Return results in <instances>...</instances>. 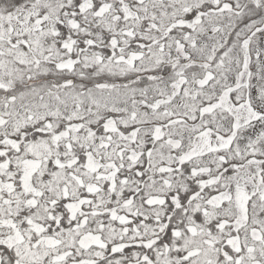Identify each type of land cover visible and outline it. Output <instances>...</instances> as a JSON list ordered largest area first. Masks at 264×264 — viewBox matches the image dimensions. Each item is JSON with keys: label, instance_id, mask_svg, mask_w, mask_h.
<instances>
[{"label": "trees", "instance_id": "16d2710c", "mask_svg": "<svg viewBox=\"0 0 264 264\" xmlns=\"http://www.w3.org/2000/svg\"><path fill=\"white\" fill-rule=\"evenodd\" d=\"M224 2L234 14L225 39H183ZM224 2L0 0V58L28 55L0 87V264H264V155L234 145L232 115H260L248 106L253 69L241 65L251 68L261 46L235 49L242 1ZM21 39L49 48L31 55ZM180 43L213 56L184 57ZM233 48L240 55L225 64ZM43 84L57 94L25 106Z\"/></svg>", "mask_w": 264, "mask_h": 264}, {"label": "rangeland", "instance_id": "374dc122", "mask_svg": "<svg viewBox=\"0 0 264 264\" xmlns=\"http://www.w3.org/2000/svg\"><path fill=\"white\" fill-rule=\"evenodd\" d=\"M191 1H193V0H184V2L188 3V4L191 3ZM197 1H198V3H200L198 5H201L204 0H197ZM222 1L224 2L225 0H217V2H219V3ZM241 1H242V7L239 9L238 13L240 15L239 19L245 23L244 25L242 24V26H245V27L242 28L241 32H238L236 35L235 45L238 48H235V49L236 50L239 49L240 43L244 42L245 44H244V46H242L243 50H244V52H249V54H250L249 50H252V48H254L257 45L261 46V48L259 50L261 53L260 57L257 59H251V61H250L251 64L253 65L251 68H249L248 65H245L243 61H242V65H241V67L243 66L242 70H241L242 72L245 69L246 70L253 69L252 74L250 75L249 80H248V83L250 84V86L253 89V93H252V96L250 97L248 106L254 107L252 109L250 108V111H252L255 116L257 115V113H259L260 115L258 117L251 119L250 121L248 119L250 117H248L247 118L248 120L245 121L244 123H242V121L245 120L243 117V113H241L240 111L236 112V114L232 113V115L234 117V121H235L234 130L238 128L237 129V136H236V140L234 142V145L236 147H240L241 145L246 146L249 144H253L254 147L259 149V152L264 155V61H263V58H264V0H245V4H243L244 0H241ZM223 7L224 8H222V10H220L218 12L219 14H221L219 17L217 16L216 19L214 18L215 20L210 18V20L208 22L198 23L195 26L194 32L190 33L188 37L183 36V39H192L193 43L196 40L199 41V40H205V39H207V40L208 39H220V35H222V37H223L222 39H225L224 37H226L229 30L233 28L234 14H232L233 7H230V8L227 7L226 2H224ZM220 8H221V5L218 6V10ZM164 14L171 16L172 13H168L166 8H165ZM148 23H149V26L146 27V29L149 27L151 29V27L155 26V25H153V23L151 21H149ZM180 23H181V25H185L186 28L192 26V24H193L191 22L189 23V20H188V22L184 23L183 19L180 20ZM209 25H214L213 27H211V30H212L211 32L210 31L207 32ZM214 28H218V29L215 30ZM251 29H254V30L251 32L250 31ZM214 31H217V32L215 34L209 36V34L213 33ZM218 34H219V36H218ZM154 35L155 34H151L148 37L151 38ZM246 40H247V42H246ZM21 41L22 42L24 41L25 43L29 44L30 49H31V51H30L31 55L42 53L44 51V47L49 48V47L45 46L42 39H33L31 42L32 43L31 45H30V42H28L29 39H21ZM222 42H220L218 44V47L220 46V44H222ZM232 42H234V41H232ZM52 47L54 49L53 43H52ZM208 47L210 50V49H212L213 46L208 45ZM203 48L204 47H202V45H200L199 52H202ZM17 49L18 48L14 49V50L6 49L5 53L7 56L6 55H5V57L3 56L4 57L3 59L0 58V87L4 86L7 88V87L11 86L10 83L13 82V78H11V77L13 76V74L15 73V69L17 68V66H15L16 60L26 59V57H28L27 53L23 52L22 49L20 52ZM48 50H51V49H48ZM209 50H208V52H209ZM176 52L179 55H181L183 53L184 57L194 56V57H197L200 59L202 57H204L206 59H210L213 56V53H208V54L196 56L195 51L193 50V47H191V49H189V50H187V52H185L182 43H180L177 46ZM233 53H235V54H233ZM8 54L12 55V56L9 58ZM236 54L240 55L239 51L237 53V51L234 52V48L229 49L227 51V53L225 54L226 59L224 60V63L228 64L227 62L232 61V59L234 58V55H236ZM137 56L138 55H136V58H137ZM173 56H175V54H173ZM235 61H237V60H235ZM235 64L238 65V62H235ZM215 73H219V66H217ZM6 76H8L9 78H7ZM31 82L32 81L30 80L27 83H31ZM233 82H234V80L228 82L221 89H223L224 87L225 88L228 87L227 85H229ZM54 85L55 84H51V85L43 84V85L35 86L33 88V91H31L33 93H25V95L23 97V102H24L25 106H28V104H31V102L34 101L35 98L39 95L43 96L41 99L43 102H45V99H47L51 93L57 94L58 90L55 89ZM222 85L223 84H221L220 86H222ZM125 87H127V88H125ZM125 87L120 88L121 90H118L117 94L119 95L118 96L119 98L116 102L117 105L119 104L120 100H124V98H126V96L128 97L129 92H131V91L133 92L135 85H133L131 83V84H126ZM211 88L212 87H205V88H200V90H206L205 93H207L208 90ZM29 89H30L29 86L26 87V91ZM108 92L109 93L106 96L94 98V102L97 105L99 103H101V99L108 97L110 95V90ZM239 95H240V98H242L243 92L240 93ZM226 101H228V100L226 99ZM43 102H40V103H43ZM172 104L173 103H168V106H171ZM42 106H43V104L41 105V107ZM230 114H231V112H230ZM140 115H142V113L139 112V115L135 118V120H137L140 117ZM249 115H250V113H249ZM214 118H215V115L213 116V119ZM229 118H230L229 114L227 112H225L223 115H220L219 120H221L222 122H227L229 120ZM121 120H122V123L124 125H127L129 123V119L127 118L126 115H123ZM213 121L215 122V120H213ZM222 129H224V131H227L228 128L222 127ZM160 132H161V130L156 131L154 137L157 138L161 134ZM232 143H233V141L230 143V145H232ZM43 145L45 146L46 144H42L41 142H37L32 146V149L34 150V152H40L39 149ZM113 165L115 166L114 161H113ZM91 166L94 167L93 164ZM32 167H33V164L31 161H29L27 163V169H26L27 173L30 172ZM114 174H115V171L114 172L112 171L109 175L114 176ZM256 182H257L256 187H258V185L259 186L264 185L262 178L259 182L258 181H256ZM224 196L225 195L220 194L221 198H223ZM227 196L228 195H226V197ZM95 242H97V238L93 237V236L84 237L82 239V244L85 247H91V245H93ZM196 242H197V245H202L201 241L196 240ZM204 253L207 254V251H205ZM204 253H202L203 258L205 257Z\"/></svg>", "mask_w": 264, "mask_h": 264}]
</instances>
